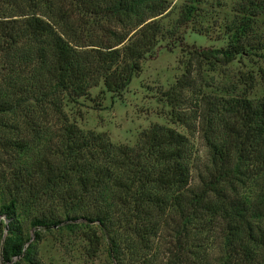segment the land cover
<instances>
[{
    "label": "trees",
    "instance_id": "16d2710c",
    "mask_svg": "<svg viewBox=\"0 0 264 264\" xmlns=\"http://www.w3.org/2000/svg\"><path fill=\"white\" fill-rule=\"evenodd\" d=\"M199 1L183 0L170 34ZM167 4L0 0L2 264H40L45 232L81 225L89 254L103 238L110 264H264V93L247 95L251 72L241 73L234 93L193 103L206 147L200 166L188 137L172 126L153 122L133 144L112 143L62 108L99 81L120 93L163 34L154 16ZM231 10L225 44L187 50L182 72L163 90L175 119L186 118L179 106L199 58L224 64L259 51L264 61V31L256 30L264 0H235ZM257 73L264 87V65ZM163 233L160 262L153 244Z\"/></svg>",
    "mask_w": 264,
    "mask_h": 264
},
{
    "label": "rangeland",
    "instance_id": "374dc122",
    "mask_svg": "<svg viewBox=\"0 0 264 264\" xmlns=\"http://www.w3.org/2000/svg\"><path fill=\"white\" fill-rule=\"evenodd\" d=\"M234 1L200 0L191 19L179 26L176 34H170L183 0H167L166 8L154 16L163 34L159 36L153 52L141 60L140 69L131 76L125 88L118 94H111L99 81L89 88L88 95L77 97L75 102L64 99L62 108L68 118L84 130L104 131L112 143L129 145L135 142L142 129L153 122L172 126L188 137L193 150L192 160L200 166L206 147L197 124L198 119L196 116L194 118L193 103L202 94L213 96L234 93L243 85L240 75L244 72H251L255 79L247 95L257 97L264 93L257 76V67L264 65L263 59L257 55L259 51L256 54L236 55L224 64L200 58L194 62V86L183 90L185 99L179 106L184 111V120L174 118L171 105L163 98L162 92L182 72L188 57L187 50L194 47H221L225 44L223 27L231 18ZM256 30L264 31V11L256 17ZM201 105L202 101L199 102V110ZM195 182L193 176L192 183ZM5 221L4 214H0V222ZM26 225L24 221L23 228L31 233V228ZM87 231L88 228L81 225L73 231L58 228L45 232L37 245L40 264H110L103 238L99 239L95 252L89 254L85 236ZM166 239L165 233L154 238L153 250L160 262L167 247ZM203 247L199 246V250ZM206 251L213 255L216 253L214 248H207Z\"/></svg>",
    "mask_w": 264,
    "mask_h": 264
}]
</instances>
